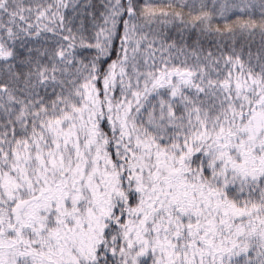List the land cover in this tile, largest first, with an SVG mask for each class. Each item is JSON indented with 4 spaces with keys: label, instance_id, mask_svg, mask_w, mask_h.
<instances>
[{
    "label": "snow or ice",
    "instance_id": "1",
    "mask_svg": "<svg viewBox=\"0 0 264 264\" xmlns=\"http://www.w3.org/2000/svg\"><path fill=\"white\" fill-rule=\"evenodd\" d=\"M0 264H264V0H0Z\"/></svg>",
    "mask_w": 264,
    "mask_h": 264
}]
</instances>
